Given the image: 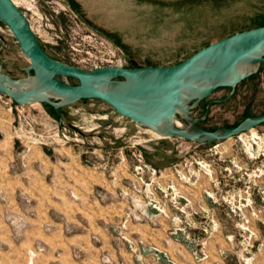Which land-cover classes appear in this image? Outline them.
<instances>
[{
  "label": "rangeland",
  "instance_id": "374dc122",
  "mask_svg": "<svg viewBox=\"0 0 264 264\" xmlns=\"http://www.w3.org/2000/svg\"><path fill=\"white\" fill-rule=\"evenodd\" d=\"M13 1L52 58L87 71L174 66L214 42L264 26V0ZM0 70L14 80L34 74L2 22ZM0 104L14 114L12 134L22 158L36 147L72 148L101 171L116 158L128 188L120 203L132 205L122 208L116 232L137 264H264V124L201 145L161 138L129 119L112 120L111 107L99 100L64 108L62 125L50 106H17L1 94ZM262 114L264 63L234 91L221 88L193 111L207 131ZM145 220L152 238L128 239V224ZM10 261L0 255V264Z\"/></svg>",
  "mask_w": 264,
  "mask_h": 264
},
{
  "label": "water",
  "instance_id": "95a60500",
  "mask_svg": "<svg viewBox=\"0 0 264 264\" xmlns=\"http://www.w3.org/2000/svg\"><path fill=\"white\" fill-rule=\"evenodd\" d=\"M0 22L11 31L31 62L33 76L14 80L0 70V94L20 106L34 103L61 111L83 100H99L137 125L164 139L194 144L216 143L264 124V114L233 128L203 130L193 111L221 88H231L264 63V26L214 42L169 67H101L87 71L52 58L40 43L24 12L13 0H0ZM253 68L252 72H247ZM64 79H73L70 85ZM186 122V127L177 126Z\"/></svg>",
  "mask_w": 264,
  "mask_h": 264
},
{
  "label": "crops",
  "instance_id": "0c3cea01",
  "mask_svg": "<svg viewBox=\"0 0 264 264\" xmlns=\"http://www.w3.org/2000/svg\"><path fill=\"white\" fill-rule=\"evenodd\" d=\"M109 109L112 120L124 118ZM64 112L61 118L55 112L60 125L66 120ZM13 122V112L0 104L2 259H10L7 264H137L116 232L123 221L122 208L132 206L120 203L118 196L128 188L122 187L116 158L110 169L102 171L72 148L53 152L36 147L22 158ZM125 235L148 242L152 224L131 221Z\"/></svg>",
  "mask_w": 264,
  "mask_h": 264
},
{
  "label": "bare ground",
  "instance_id": "6f19581e",
  "mask_svg": "<svg viewBox=\"0 0 264 264\" xmlns=\"http://www.w3.org/2000/svg\"><path fill=\"white\" fill-rule=\"evenodd\" d=\"M252 71H253V68H250L247 70V72H252ZM176 124L177 126L182 127V124L179 121H177Z\"/></svg>",
  "mask_w": 264,
  "mask_h": 264
},
{
  "label": "built area",
  "instance_id": "2783aa9c",
  "mask_svg": "<svg viewBox=\"0 0 264 264\" xmlns=\"http://www.w3.org/2000/svg\"><path fill=\"white\" fill-rule=\"evenodd\" d=\"M4 25H5V24H4ZM6 27H7V26H6ZM7 28H8V27H7ZM8 29H9V28H8ZM9 30H10V29H9ZM110 66H111V65H110ZM104 67H109V66H104ZM115 67H121V66H115ZM97 68H101V67L96 66L95 69H97ZM95 69H94V70H95ZM91 71H92V70H91ZM16 105H17V104H16ZM17 106H20V105H17Z\"/></svg>",
  "mask_w": 264,
  "mask_h": 264
}]
</instances>
